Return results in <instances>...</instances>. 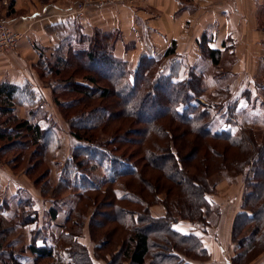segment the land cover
I'll use <instances>...</instances> for the list:
<instances>
[{"label": "trees", "instance_id": "obj_1", "mask_svg": "<svg viewBox=\"0 0 264 264\" xmlns=\"http://www.w3.org/2000/svg\"><path fill=\"white\" fill-rule=\"evenodd\" d=\"M75 23L79 27L77 39L67 45L66 42L58 44L52 54L54 60L36 43L41 76L61 79L65 65L77 59L83 68L73 70L74 79L69 77L67 83L59 84L56 78L49 83L54 93L61 88V93L73 91L84 96L69 98L66 103L57 100L59 106L64 111L66 104L73 105V109L77 105L88 108L92 104L84 97L96 95L105 100L115 97L116 100L109 107L95 106L71 118V134L77 144L61 167L53 193L56 196L54 205L47 213L49 221L59 216L60 193L72 192L77 200H73L66 211V220L59 232L52 234L50 239L42 234L38 218L41 213L34 207L35 201L21 197L17 214L20 224L0 230V246L8 243L11 247L10 250L0 248V264H24L12 248L17 239H11V235L17 226L32 223H39L41 228H37L26 249L37 261L58 256L64 264H94L96 256L81 241L80 230L73 231L79 227L74 219L77 211L81 212L80 204L84 208L99 207L96 213L101 219L90 224L91 237L97 242L95 252L111 250L116 242H124V247L115 252L112 260L123 256L130 264L202 263L211 256L202 236L193 230L180 229L179 224L183 221L204 227L210 224L209 217L215 210L211 200L215 182L211 178L230 167L244 175L246 188L242 208L233 226L238 247L232 264H242L245 260L244 264L250 263L264 251V138L259 142L252 127L248 126L237 127L231 123L223 129L215 128L212 109L200 101L204 92L203 75L190 68L187 76L181 78L188 64L177 53L176 41H172L160 56H140L136 68H131V60L117 52L120 28L95 27L91 33H81L82 24L78 19ZM209 41L210 37L205 34L200 41L201 56L219 65L222 52L210 48ZM78 44L85 47H78ZM81 70H85V75L76 76ZM77 77L86 81L75 80ZM101 81H107L109 85L104 86ZM40 95L30 82L2 84L1 157L17 147L15 149L21 151L19 156L10 159L15 163L22 159L27 147L34 145H38L39 157L44 162L56 156L61 145L57 122L52 120L48 124L46 112L40 113L41 97L44 96ZM17 101L33 106L28 117L18 116ZM114 117H125L132 122L119 136H110L104 141L96 139L95 129ZM175 137L182 141L179 149L171 142ZM115 143L125 146V151L133 146L144 151V156L135 159V150L130 155L119 153L113 148ZM180 152L185 154L183 158ZM119 183L124 187L117 186ZM164 192L167 196L162 200L159 195ZM169 199L175 200L172 207ZM79 200L83 201L78 205ZM160 201L166 204L167 212L154 216L150 208ZM0 208V215L9 219L6 212L11 209L10 203L4 202ZM108 223H119L118 226L127 231L113 234L107 229Z\"/></svg>", "mask_w": 264, "mask_h": 264}, {"label": "rangeland", "instance_id": "obj_2", "mask_svg": "<svg viewBox=\"0 0 264 264\" xmlns=\"http://www.w3.org/2000/svg\"><path fill=\"white\" fill-rule=\"evenodd\" d=\"M13 0H2L0 3L1 7H3L4 11L6 12L4 15L7 16V14H10L13 12ZM42 2L41 6L45 3H56V4H67L69 6H74L77 11H84L89 17L94 18L95 25L98 24L99 21L96 14L94 13L91 8L97 6L101 7V5H105L104 3H107L108 0H99V2L104 1L103 3H92L95 0H41ZM129 2L127 0H121V2ZM92 3V5L90 4ZM223 3V2H222ZM131 4L134 5V2ZM40 6V7H41ZM38 9H41V8ZM124 8V7H123ZM126 8V7H125ZM137 10H139V14L143 16V18L149 23H158L159 22V13L153 9L150 10L149 8H145L144 6L138 5ZM124 10V9H123ZM123 12V11H122ZM121 12V15L123 17V14ZM54 10H51L50 14H54ZM112 20V18H111ZM125 19H123L122 22V29L120 31V34L118 35V43L117 47L123 46L128 48L129 52L133 55H136V52L138 50H135L134 41L132 39V33L129 32V28L125 26L124 24ZM80 22V21H79ZM81 23V22H80ZM82 24V23H81ZM63 27L59 28L57 27V34L60 36L61 41L58 43H65L66 45L68 43L75 42L76 35H78V26L75 23V19L71 20H64L62 23ZM255 32H252L249 37V42L244 40V42H241L243 45L241 47V50H239V57L238 59L245 58L247 61H249V64L245 66H237V65H231L228 64L225 60H233L230 59V55H221L220 64L213 66L209 65L210 67L206 68L205 65L198 66L201 60H205L206 56H202L199 59L195 58H188L184 57L185 61L188 65H186L183 69V72L181 74V78H184L187 76L188 71L190 68H194L197 73L203 75V81L202 85L204 88L203 95L200 97V101L204 104H207L214 114V126L217 129H223L229 124H237V127L242 126H248L252 127V131L255 135V138L260 142L264 138V67H260L259 65H256L255 63L258 62L261 57H264V51L263 50H257L255 48L247 49V43H250V46H258L259 44L264 45V21L256 18L255 21ZM104 28L106 27L103 26ZM81 33H85V29L82 25L80 27ZM141 33V32H140ZM210 37V35L208 34ZM248 36V35H247ZM193 39V35L188 36L187 38L182 39V46H188V43H191ZM57 44V45H58ZM77 44V43H76ZM139 47L144 46V44H141L140 41H138ZM56 45V46H57ZM78 47H85V45ZM162 48L165 47V44L162 42L161 44ZM177 47V43H176ZM201 48V47H200ZM133 50V51H132ZM202 51V49H200ZM49 49L46 48L45 52L49 56ZM54 52V51H53ZM134 52V53H133ZM256 54H258L261 57H256ZM52 60H54L53 55L49 56ZM210 59V58H209ZM40 59L38 60L37 66H39ZM169 62L166 61L165 67L168 68ZM207 65V64H206ZM137 63L134 61H131V68H136ZM260 67V69H259ZM83 68L81 66V63L77 59H73V63L65 65V67L62 69L63 76L59 79V84H65L67 83L66 80H68L69 77L75 78V74H73V70ZM166 68V70H167ZM233 68H238L236 70H244L250 72L252 75L249 74H234ZM246 69V70H245ZM233 70V71H232ZM87 71V70H86ZM81 73H77L76 76L85 75V70H81ZM243 72V71H239ZM37 73L43 82V84L48 88L50 95L47 96V99L45 98V95L42 98V104H41V111L40 113L47 114L48 117V124L55 120L57 122V126L54 123V126H56L60 139H61V145L60 149H58L56 156H51L49 158L48 162H44L41 159V156L39 157V151H38V145H34L33 147H27L23 153V157L21 160L16 161L13 163L10 161L11 158H14L15 156H19L18 154L21 152L20 150H17L14 147L13 149H9L8 153L4 155V157L0 156V168L6 170L5 172L9 173L11 176L14 177V179L20 181L24 184L22 187L23 192L19 193L16 198H13V200L7 199L0 193V205L4 202H9L11 205L10 211L6 212V215H8L9 219H4L0 215V230L3 228L19 223V217H17V214L19 212V199L22 198H32L34 201V207L38 209V211L41 213L38 217L40 220L39 223H32L28 225H19L17 226L11 235V239H17L14 242V248L16 252L19 254V259L24 262V264H64L60 257L54 256L51 259H41L37 261L35 258L36 256L30 252V250L26 249V246L30 243L32 235L35 236L37 228L43 229L41 232L42 234H45V236H48L49 239L51 238L52 234L59 232L61 229L60 227L63 226L66 220V211L69 209V207L72 205L73 200L76 202V198L73 195L72 192H65L60 193L59 197H62V200H59L60 203L58 204L60 208V213L57 219L50 220L48 216V209L54 205L53 198L55 196L54 189L57 188V184L60 178V170L61 167L65 164L67 159L71 156L74 146L77 144V140L72 136L71 134V118L73 115L91 110L95 108V106H111L113 105V102H115V97H110L108 100L99 98L98 95L93 96L91 98H85V100H89L91 102V106L88 108H84L82 105H77V108L73 109V105L64 106L66 108V111L63 110L61 106L57 103V100L62 101L63 103L69 99V98H76L80 96H84L81 94H77L72 92H64L61 93V88L58 89L56 92H53L52 86H50L49 81H55V77L51 76H45L43 78L39 72V69L37 67ZM91 73V72H90ZM92 74V73H91ZM71 75V76H70ZM253 76L258 80H252L250 77L247 76ZM53 78V79H51ZM75 80L85 82L86 79L82 77H77ZM101 84L104 86L109 85L107 81H101ZM40 95V94H39ZM41 96V95H40ZM242 99V101H241ZM66 103V102H65ZM38 107V104L35 105ZM18 116L22 117L21 114H19V111H17ZM28 112V111H27ZM23 118V117H22ZM125 117L120 118H111L109 121H107L105 124L100 126L99 128L95 129L96 134L95 138L100 140H106L110 138V136H119V133L123 132L124 129H126L130 124L131 120L124 119ZM229 119V120H228ZM228 120V121H227ZM54 122V121H53ZM43 125H47L46 122H42ZM193 138V137H192ZM195 139V138H194ZM193 141V139H191ZM175 147H179L181 144V140L177 139L176 137L172 139L171 141ZM115 149L119 151V153L126 152L128 155H130L133 150H135L136 154L135 159H139L140 157L144 156V151H140L136 149L133 146L128 147V151H125L126 147H122V144L115 143L113 145ZM179 149V148H178ZM181 158L185 156L183 152H180ZM233 160V159H232ZM199 167H197L198 170ZM195 171V170H194ZM5 172L1 173L2 176L5 175ZM46 173V174H45ZM199 175V174H196ZM212 182H215V188L213 195L211 196V200L214 203L215 210L212 212V214L209 217L210 224L207 227L202 226L201 224H194L191 225L188 221L180 222L179 227L182 230L190 231L193 230L194 232L198 233L202 236L203 241L209 251H211V256L209 259H207L204 262H197L195 264H231V259H233V256L237 250V241H235V238L233 236V226L234 221L236 220V216L238 214V211L242 208L243 202H244V195H245V179L243 174L237 173L236 170H233V168L230 167L228 171H222L221 173H216L214 176H212ZM119 187H124L123 184H118ZM2 191V190H1ZM162 200L166 199L167 194L164 192L159 195ZM85 200V199H83ZM82 200V201H83ZM169 204L172 207V204L175 202L171 201ZM81 200L78 201V205L82 202ZM110 200L107 198V202ZM81 206V212L77 211V217L74 219V222H77L76 225L79 227H75L73 230L74 232H77L79 229V235L81 237V241L83 244L87 245V248L90 250L91 254L93 256H96L94 258V264H109L110 260H112V256L115 255V252L117 250H120L122 247H124V242L121 244L120 242H116L111 250H102L95 252V245L96 240H94L91 237V221L93 220H99L101 219L98 214L96 213L97 210L99 211V207L92 206ZM151 213L154 216H162L166 214V204L164 201L156 202L151 206ZM107 210H111V208H108ZM1 211V208H0ZM38 220V221H39ZM73 222V221H72ZM52 223L55 225H52ZM71 224V223H70ZM119 223H108L107 229H109L111 232L118 233L120 230H122L124 233L127 231L122 226H118ZM122 227V228H121ZM240 227V226H239ZM246 232V231H244ZM50 235V236H49ZM127 235V234H126ZM1 233H0V244L1 241ZM101 240V239H100ZM41 242V240H39ZM96 242V243H95ZM4 250H10L11 247L8 243H3L0 248ZM108 248V247H107ZM106 249V248H105ZM98 254V255H97ZM249 260V259H248ZM37 261V263H35ZM246 263V260L242 263ZM112 264H130V261L125 259L123 256L119 260H112ZM248 264H264V251L259 254L255 259L250 261Z\"/></svg>", "mask_w": 264, "mask_h": 264}, {"label": "crops", "instance_id": "obj_3", "mask_svg": "<svg viewBox=\"0 0 264 264\" xmlns=\"http://www.w3.org/2000/svg\"><path fill=\"white\" fill-rule=\"evenodd\" d=\"M127 1H130V3L121 2V0H108L101 7H92L91 10L94 11L97 19L101 21L98 23L100 25L97 26L94 23V18L89 17L86 14L87 12L85 13L84 11L72 17H66L65 12L70 8H75L72 5L45 3L41 6L42 2H44L41 0H13V12L7 14V16L4 15L6 12L0 5V19L8 20L14 28L24 34L13 50L0 54V89L2 84L6 82L16 85L30 82L38 93L45 95L47 99V96L50 95L49 87L47 88L43 84L37 73V63L40 56L35 45L37 43L45 49L48 48V54L52 56L54 48L61 41L57 32H54L57 31L56 25L62 24L67 19H78L82 23L85 33H91L95 27L105 30L116 27L122 29V22L125 19L124 25L132 33L134 46L136 44L135 50H139L136 55H132L128 48L120 46L117 47V52L135 63L144 54L157 56L164 54L172 41H176V50L180 56L199 59L202 57L200 41L205 34H209V47L221 50L224 56L230 55V59L233 60L225 61L228 64L237 66L249 64V61L244 57L238 59L239 50L243 46L241 42H244V40L249 42L251 33L256 31V18L259 20L263 18L264 21V0ZM96 2L103 3L104 1L95 0L92 3ZM132 2H134V5L131 4ZM92 3L90 4L92 5ZM138 5L150 10L155 9L159 13V22L149 23V21L145 20L136 8ZM39 7L41 9H38ZM51 10H54L55 13L50 14ZM105 25L106 27L104 28L103 26ZM190 35H193L192 42L188 43V46H182V39ZM138 41L144 46L139 47ZM162 42L165 44L164 48L161 46ZM257 47L258 50L264 51V45L262 44L255 47L247 43V49L255 48L257 50ZM256 57L261 56L256 54ZM257 61L256 65L264 67V57ZM198 64V66L205 65L208 68L210 67L209 65L213 66L214 63L209 58L205 60L200 58ZM236 69L238 68H233L234 71L232 70L236 75H252L248 71ZM249 75L247 77H250V79L258 80ZM17 102L15 106L16 112L19 111L22 117H28L29 111L33 106L26 102ZM5 171L0 168V193L10 199L7 201L11 203V200L16 198L21 192L24 184ZM3 172H5L4 176L1 174Z\"/></svg>", "mask_w": 264, "mask_h": 264}, {"label": "built area", "instance_id": "obj_4", "mask_svg": "<svg viewBox=\"0 0 264 264\" xmlns=\"http://www.w3.org/2000/svg\"><path fill=\"white\" fill-rule=\"evenodd\" d=\"M83 11H77L75 8H70L65 12L66 17H72L75 14H80ZM23 33L14 28L8 20L0 19V54L13 50L18 42L22 39Z\"/></svg>", "mask_w": 264, "mask_h": 264}]
</instances>
